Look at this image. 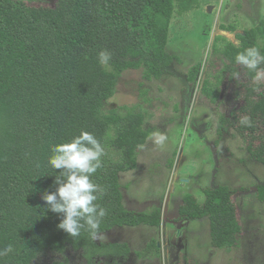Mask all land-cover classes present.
<instances>
[{
	"label": "trees",
	"instance_id": "trees-1",
	"mask_svg": "<svg viewBox=\"0 0 264 264\" xmlns=\"http://www.w3.org/2000/svg\"><path fill=\"white\" fill-rule=\"evenodd\" d=\"M198 5L197 0H56L53 6H35L0 0V250L9 245L15 249L0 256V264H32L42 252L63 253L67 247L82 251L83 264L129 253L127 243L96 242L87 226L78 237L69 236L58 228L62 215L52 212L43 199L59 187L55 181L61 173L50 164L54 147L84 131L92 133L106 152L103 167L91 177L107 189L96 201L107 210L100 233L114 227L160 225V208L125 207L119 182L120 172L136 168L137 149L151 134L144 127L145 114L134 106H121L124 112L102 108L125 70L142 69L146 80L164 74L175 59L167 51L170 20L175 12ZM236 37L237 44L215 37L211 69L200 91L214 102L221 85L230 87L235 105L221 113L217 130H233L250 158L264 166V83H255V73L236 62V56L250 47L264 55V18ZM103 50L113 53L110 71L99 62ZM199 71L200 64L192 66L188 80L195 82ZM236 73L238 80L232 77ZM246 115L252 127L241 126ZM111 126L113 137L108 136ZM109 147L118 152V159L111 158ZM202 192V202L190 193L183 196L176 220L208 218L214 248L238 247L242 225L235 189L221 184L205 186ZM254 193L264 202V183ZM146 251L159 254L154 238L144 253L137 254L144 257ZM53 264L70 263L64 259Z\"/></svg>",
	"mask_w": 264,
	"mask_h": 264
},
{
	"label": "rangeland",
	"instance_id": "rangeland-1",
	"mask_svg": "<svg viewBox=\"0 0 264 264\" xmlns=\"http://www.w3.org/2000/svg\"><path fill=\"white\" fill-rule=\"evenodd\" d=\"M28 5L53 6L56 0H23ZM198 6L170 20L167 51L175 56L160 78L146 80L142 69L125 70L116 92L102 111L134 106L145 114V128L151 129L146 142L137 149L136 168L120 172L119 182L127 209H161L159 226L114 227L101 232L98 243H127L125 256H101L98 264H264V202L255 198V187L264 183V166L252 160L241 139L231 130L218 132L221 113L234 108L230 87L221 85L212 102L200 91L201 81L211 66V46L216 36L237 44L236 34L264 18V0H197ZM221 25L233 30H222ZM200 64L195 82L188 80L189 69ZM210 66V67H209ZM210 77V76H209ZM210 79V78H209ZM212 81V79H210ZM167 136L166 145L154 144L153 133ZM115 135L111 126L108 136ZM217 142V143H216ZM111 158L118 152L109 147ZM226 184L235 189L242 235L239 246L217 249L211 245L208 218L176 220L186 193L199 201L202 188ZM154 238L159 254L144 253ZM66 259L83 264L81 250L67 247L63 253L45 251L32 264H53Z\"/></svg>",
	"mask_w": 264,
	"mask_h": 264
},
{
	"label": "clouds",
	"instance_id": "clouds-1",
	"mask_svg": "<svg viewBox=\"0 0 264 264\" xmlns=\"http://www.w3.org/2000/svg\"><path fill=\"white\" fill-rule=\"evenodd\" d=\"M112 57L113 53L108 50L99 53V62L106 70H111L109 61ZM236 62L255 73V83H264V68H261L264 55L257 47H250L238 54ZM232 77L238 80L240 74L236 73ZM255 90L260 91L259 88ZM240 124L244 127L253 126L251 117L247 115L241 117ZM151 139L156 146L163 148L168 138L164 133L156 132ZM53 153L50 164L61 173L55 181L59 187L54 193H46L43 199L52 212L62 215L58 228L75 238L87 226L91 238L99 239L101 222L107 210L96 204V201L106 195L107 189L94 183L91 177L103 167L102 157L106 155L104 147L92 133L84 131L71 142L54 147ZM14 251L9 245L0 250V256H7Z\"/></svg>",
	"mask_w": 264,
	"mask_h": 264
}]
</instances>
